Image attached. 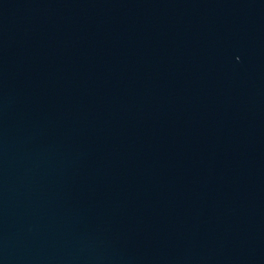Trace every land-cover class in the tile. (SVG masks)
<instances>
[{
  "label": "water",
  "instance_id": "95a60500",
  "mask_svg": "<svg viewBox=\"0 0 264 264\" xmlns=\"http://www.w3.org/2000/svg\"><path fill=\"white\" fill-rule=\"evenodd\" d=\"M0 264H264V0H0Z\"/></svg>",
  "mask_w": 264,
  "mask_h": 264
}]
</instances>
